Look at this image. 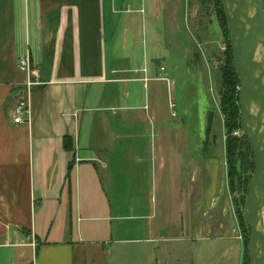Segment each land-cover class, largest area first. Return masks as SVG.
I'll return each mask as SVG.
<instances>
[{
    "label": "crops",
    "instance_id": "crops-1",
    "mask_svg": "<svg viewBox=\"0 0 264 264\" xmlns=\"http://www.w3.org/2000/svg\"><path fill=\"white\" fill-rule=\"evenodd\" d=\"M180 1L0 0V264H126L145 242L150 264H242Z\"/></svg>",
    "mask_w": 264,
    "mask_h": 264
},
{
    "label": "water",
    "instance_id": "water-1",
    "mask_svg": "<svg viewBox=\"0 0 264 264\" xmlns=\"http://www.w3.org/2000/svg\"><path fill=\"white\" fill-rule=\"evenodd\" d=\"M220 5L239 80L240 129L254 158L244 216L253 264H264V0H220Z\"/></svg>",
    "mask_w": 264,
    "mask_h": 264
},
{
    "label": "rangeland",
    "instance_id": "rangeland-1",
    "mask_svg": "<svg viewBox=\"0 0 264 264\" xmlns=\"http://www.w3.org/2000/svg\"><path fill=\"white\" fill-rule=\"evenodd\" d=\"M185 2L186 8L184 10L183 15L185 16V20L188 28L192 32V40L194 44L193 48V58L195 59L194 69L192 73L193 76H202L205 72V79L207 78L206 73L210 76V83L208 87V83L203 84L202 81H198L196 84V102L198 106L202 104V106H206L212 109V116L218 118V114L221 117L222 121V129H223V117L219 112V89H220V77L221 72L219 68L225 62V54L226 48L228 47V41L224 35V30L221 27L222 24L219 21L220 18L216 14V6L212 0H207L206 2H201V0H183ZM180 5L181 1L178 0ZM178 3L175 4L178 6ZM173 8V6H172ZM170 10V7L168 8ZM177 15V14H176ZM187 40V39H186ZM188 44L189 42L186 41ZM200 44V45H199ZM202 64V65H201ZM201 65V66H200ZM204 68V72L200 71ZM191 75V76H192ZM199 87V88H198ZM201 103V104H200ZM199 116V113L197 114ZM200 117V116H199ZM200 119V118H199ZM216 120V119H215ZM216 134L219 133V130L215 127ZM233 134L238 139L241 138V132H236ZM224 143H225V133H224ZM238 144V148H240L243 154H247L248 150L246 145ZM253 158V154H252ZM254 160V158H253ZM235 173L241 174L240 163H235ZM244 176H248L244 175ZM230 183L232 182L233 190H232V198L236 202V206L240 211H244L245 198L248 192H244L242 188H238V178L236 176L230 177ZM250 182V181H249ZM249 187V186H248ZM144 203H146L149 199L143 198L141 199ZM147 214V213H146ZM146 216V215H145ZM146 222L145 219L138 221V224ZM247 228V223H246ZM126 249H129V256L127 255L126 264H150L148 261L150 251L153 249V243L145 242L141 244H130L126 246ZM132 256H139L138 260L131 259ZM181 256V255H179ZM246 258H251V245L250 242L246 248ZM193 264H196L195 260H192ZM202 264H224V260H219V258H212L209 255L201 258ZM180 264H189L188 260L179 259ZM175 264L174 262H172ZM177 263V262H176ZM151 264H155L153 261Z\"/></svg>",
    "mask_w": 264,
    "mask_h": 264
},
{
    "label": "trees",
    "instance_id": "trees-1",
    "mask_svg": "<svg viewBox=\"0 0 264 264\" xmlns=\"http://www.w3.org/2000/svg\"><path fill=\"white\" fill-rule=\"evenodd\" d=\"M207 0H201V2H206ZM216 6V14L220 18V22L222 24V28L224 30V35L227 39L228 47L226 48L225 54V62L219 68L221 72L220 77V89H219V112L220 115L223 117V130L225 133V159H226V166H227V184L232 195L233 185L230 180L232 176L239 177L238 180V188H242L244 192H248L249 190V181L253 175L254 171V160L252 158V148L248 143L246 137L241 134V138L238 139L233 134L236 132H241L240 129V118L239 115V100H238V89H239V80L237 77V73L234 71L233 68V57L231 54V46L229 43L228 32L225 25V16L222 12V7L220 5V0H212ZM208 128H210L212 120L214 116H212V112L208 113ZM244 144L247 147L248 153L243 154L238 148V144ZM71 141L69 138L64 139L63 147L64 149H69ZM240 163L241 174L235 173V163ZM72 166L69 167V171L71 170ZM248 176H244L247 175ZM232 202L234 204L235 209V217H237L239 231L241 232L242 242L244 245V253L242 257V264H253L252 257L246 258V248L248 243L251 241V231L249 230L248 226L246 228V220L244 216V211H240L237 206L236 202L232 198Z\"/></svg>",
    "mask_w": 264,
    "mask_h": 264
},
{
    "label": "built area",
    "instance_id": "built-area-1",
    "mask_svg": "<svg viewBox=\"0 0 264 264\" xmlns=\"http://www.w3.org/2000/svg\"><path fill=\"white\" fill-rule=\"evenodd\" d=\"M18 63V70L19 72H24L27 75H30L31 73V63L28 55L20 56V58L17 61ZM163 71V69H161ZM34 83L29 81L26 85V92L29 93L30 87L33 86ZM30 114V107H28V102L25 98H22L17 105L15 106V109L13 110V118L12 122L16 125H22V123L26 122L28 120ZM237 133H235L236 135Z\"/></svg>",
    "mask_w": 264,
    "mask_h": 264
}]
</instances>
